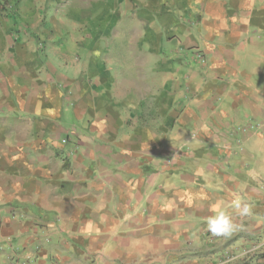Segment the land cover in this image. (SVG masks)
<instances>
[{"label": "crops", "instance_id": "crops-1", "mask_svg": "<svg viewBox=\"0 0 264 264\" xmlns=\"http://www.w3.org/2000/svg\"><path fill=\"white\" fill-rule=\"evenodd\" d=\"M96 2L0 16V264H264V0Z\"/></svg>", "mask_w": 264, "mask_h": 264}, {"label": "rangeland", "instance_id": "rangeland-1", "mask_svg": "<svg viewBox=\"0 0 264 264\" xmlns=\"http://www.w3.org/2000/svg\"><path fill=\"white\" fill-rule=\"evenodd\" d=\"M37 2L40 1L42 4H39L40 7H42L43 5H45L44 9L41 12V16L42 18L46 17V12L48 14H50L51 17H53V14L55 15V18L58 19L57 21H61L63 20V17H65L64 13L65 10L67 11L66 8H64L63 10V5L61 4H70L73 8H76L75 10H79V8L83 9V15L87 17H91L92 14L94 13L96 6H94L97 2L96 0H90V3L88 0H86L87 3H83L82 0H0V16H4L6 18L10 17V18H14L17 19L18 16V12H19V7L20 4L22 2ZM83 5H87L86 7H84ZM66 7V6H65ZM64 15V16H63ZM102 17V16H101ZM107 20H108V26L103 27L105 30V35L106 36H112L115 32L114 29V25L112 22V17L110 18L108 15L104 16ZM48 18V16H47ZM49 20H53L52 18H48ZM46 28V27H44ZM50 29V34H54L56 36V38H58V43L57 45H61L62 49L64 48V46L66 44H69L72 40L71 38H76V40L80 39V32L78 31H73L72 27H64V26H52V27H47ZM100 26H90L89 27V32H92L94 34V32L96 33V30L99 29L100 30ZM95 30V31H94ZM94 31V32H93ZM98 32V33H99ZM20 34V32L18 33ZM44 37V38H43ZM113 38V37H112ZM114 40V41H113ZM123 40H125L124 36L120 37V38H113L111 41H107L106 42V46L109 49H116L117 47H119L121 49V51L123 50V46L127 44V42H123ZM40 43L39 45H43L44 43L46 44V36L45 33H43L42 38L40 39ZM70 48L72 46H69ZM41 50H44V47L41 46L40 47ZM42 53V52H41ZM264 131V128L262 129ZM259 131H261V129L259 128ZM263 139V147H264V138ZM264 154V153H263Z\"/></svg>", "mask_w": 264, "mask_h": 264}, {"label": "clouds", "instance_id": "clouds-1", "mask_svg": "<svg viewBox=\"0 0 264 264\" xmlns=\"http://www.w3.org/2000/svg\"><path fill=\"white\" fill-rule=\"evenodd\" d=\"M225 220L229 223V225H231V221L228 219V217H225ZM216 234V233H214ZM230 234V232H226L225 235H228Z\"/></svg>", "mask_w": 264, "mask_h": 264}]
</instances>
